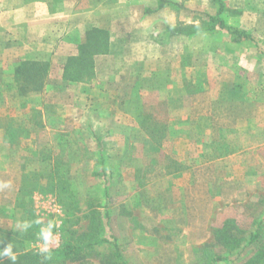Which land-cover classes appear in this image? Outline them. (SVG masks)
Listing matches in <instances>:
<instances>
[{
    "label": "rangeland",
    "instance_id": "rangeland-1",
    "mask_svg": "<svg viewBox=\"0 0 264 264\" xmlns=\"http://www.w3.org/2000/svg\"><path fill=\"white\" fill-rule=\"evenodd\" d=\"M166 1L178 34L157 75L127 78L133 94L108 78L94 86L111 90L90 100L56 92V70L29 108H6L14 141L0 142V169L9 161L12 170L0 175L8 185L0 187V228L21 231L17 222L32 220L26 249L41 252L40 229L51 223L60 245L50 252L58 250L94 214L105 242L69 264H101L112 238L126 264H212L227 254L213 237L226 220L246 238L257 224L264 229V0H221L226 27L251 35L237 43L230 31L210 30L214 0ZM133 57L129 68L141 75L145 62ZM36 171L54 179L40 181ZM25 174L32 180L23 183ZM11 201L21 213H10ZM253 248L218 264H248Z\"/></svg>",
    "mask_w": 264,
    "mask_h": 264
},
{
    "label": "crops",
    "instance_id": "crops-1",
    "mask_svg": "<svg viewBox=\"0 0 264 264\" xmlns=\"http://www.w3.org/2000/svg\"><path fill=\"white\" fill-rule=\"evenodd\" d=\"M159 1L99 0L95 8L92 0H0V122L5 120L4 127L0 129V142L5 140V144L11 146L14 141V130L9 125L11 114L6 112V108H21L23 104L29 108V97H41L47 81L56 70L60 85L56 92L70 93L73 97L85 93L88 100L93 97L91 92L98 90L105 93L111 90L110 85L102 89L94 86L103 79L108 78L113 83L118 81L120 92L130 91L129 94H133L135 81H128L127 78L152 74V71L153 76L157 75L155 66L169 51L164 45L173 38L169 30H175L177 25L169 15L170 5H160ZM216 13L209 12L210 16ZM93 27L105 29L111 35L108 53L94 57L95 80L89 84L65 82L62 79L64 64L78 54V46L85 32ZM122 37L126 40L120 42ZM131 55L137 61L135 65L147 63H144L145 69L141 75L142 70L138 65L135 70L129 68ZM23 61L48 62L51 66L46 84L40 90L25 95L19 92L14 80L15 68ZM116 67L117 75L114 74ZM74 107H77L76 102ZM4 155L7 161L8 157L12 158L7 152ZM8 163L4 169H0V175L12 172ZM10 203L11 214L21 213L20 210H13L15 201Z\"/></svg>",
    "mask_w": 264,
    "mask_h": 264
},
{
    "label": "trees",
    "instance_id": "trees-1",
    "mask_svg": "<svg viewBox=\"0 0 264 264\" xmlns=\"http://www.w3.org/2000/svg\"><path fill=\"white\" fill-rule=\"evenodd\" d=\"M218 5L215 16H206L212 24L210 30L224 29L232 37V42L237 43L241 40L250 39L251 35L242 30H229L224 21L219 18L224 10V4L221 0H214ZM167 3L166 0H160V5ZM171 35H177L176 31L169 30ZM110 33L105 29L91 28L84 34L83 40L78 46V54L70 57L63 66L62 79L68 83L89 84L95 80L94 57L101 54H107L110 45ZM50 65L48 62L23 61L14 71V80L20 93L24 95L40 90L47 81ZM150 121L145 120L144 123ZM143 123V126H144ZM152 136V133H148ZM31 172V171H29ZM29 174V173H28ZM27 174V175H28ZM26 174L23 175V183L32 180ZM40 181L54 179V173H39L36 171L33 175ZM25 189H22L24 191ZM41 190V188L39 189ZM45 191V190H44ZM32 221V220H31ZM263 222L257 224V228L248 237L239 234L233 220H226L225 223L213 231L215 243L227 251L215 256L212 264L220 262L230 263L232 255H240L243 249L253 246V255L248 264H264V234ZM101 224L97 222V215L89 221V226L85 232L73 233L67 239L61 248L49 253L37 252L25 248L26 243H30L34 238L35 225L27 231H7L0 229V249L7 246L10 242L14 245L16 252V264H69L83 261L89 257L95 256V246L105 242L101 238ZM263 230V231H262ZM246 239V240H245ZM108 243L112 244L113 251L111 254L103 255L100 258L101 264H126L123 259L120 246L117 240L112 238ZM0 264H11L7 257H0Z\"/></svg>",
    "mask_w": 264,
    "mask_h": 264
},
{
    "label": "clouds",
    "instance_id": "clouds-1",
    "mask_svg": "<svg viewBox=\"0 0 264 264\" xmlns=\"http://www.w3.org/2000/svg\"><path fill=\"white\" fill-rule=\"evenodd\" d=\"M7 184L0 185V187H7ZM34 223L40 224V220H36ZM33 222L31 221H20L17 222V229L22 231H27L32 227ZM39 239L42 242V247L40 248V251L42 253H49L51 250V245L57 242V237L55 233L53 232V226L51 223L45 225L40 229L39 232ZM0 257H7L11 264H16V252L14 251V245L12 242H10L7 246L0 249ZM2 261V260H0Z\"/></svg>",
    "mask_w": 264,
    "mask_h": 264
},
{
    "label": "built area",
    "instance_id": "built-area-1",
    "mask_svg": "<svg viewBox=\"0 0 264 264\" xmlns=\"http://www.w3.org/2000/svg\"><path fill=\"white\" fill-rule=\"evenodd\" d=\"M59 245H60L59 240L57 239V242L52 244L50 247H51V249H55L56 247H59Z\"/></svg>",
    "mask_w": 264,
    "mask_h": 264
}]
</instances>
